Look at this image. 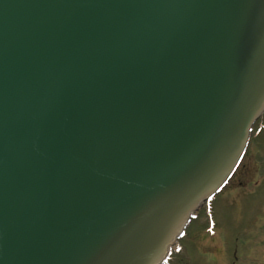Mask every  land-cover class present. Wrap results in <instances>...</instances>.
I'll list each match as a JSON object with an SVG mask.
<instances>
[{
  "label": "water",
  "instance_id": "obj_1",
  "mask_svg": "<svg viewBox=\"0 0 264 264\" xmlns=\"http://www.w3.org/2000/svg\"><path fill=\"white\" fill-rule=\"evenodd\" d=\"M264 112V0H0V264H163Z\"/></svg>",
  "mask_w": 264,
  "mask_h": 264
},
{
  "label": "rangeland",
  "instance_id": "obj_2",
  "mask_svg": "<svg viewBox=\"0 0 264 264\" xmlns=\"http://www.w3.org/2000/svg\"><path fill=\"white\" fill-rule=\"evenodd\" d=\"M243 160L210 206L195 210L167 264H264V114Z\"/></svg>",
  "mask_w": 264,
  "mask_h": 264
},
{
  "label": "bare ground",
  "instance_id": "obj_3",
  "mask_svg": "<svg viewBox=\"0 0 264 264\" xmlns=\"http://www.w3.org/2000/svg\"><path fill=\"white\" fill-rule=\"evenodd\" d=\"M258 120H259V119H257L256 122H257ZM256 122L254 123V125L256 124ZM248 150H249V149H248ZM247 152H248V151H247ZM246 155H247V154H246ZM243 161H244V160H243ZM240 166H241V165H240ZM239 168H240V167H239ZM239 168H238V170H239ZM238 170H237V172H238ZM237 172L235 173V175L237 174ZM235 175L233 176V178L235 177ZM233 178H232V179H233ZM232 179H231V180H232Z\"/></svg>",
  "mask_w": 264,
  "mask_h": 264
}]
</instances>
